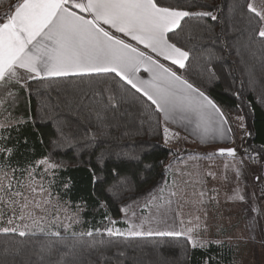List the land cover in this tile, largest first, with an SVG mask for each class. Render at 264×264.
<instances>
[{
    "label": "snow or ice",
    "instance_id": "obj_1",
    "mask_svg": "<svg viewBox=\"0 0 264 264\" xmlns=\"http://www.w3.org/2000/svg\"><path fill=\"white\" fill-rule=\"evenodd\" d=\"M205 6L211 7V5H199L196 0L190 4L176 3L167 6H163L158 0H0V8L4 9L0 11V106H3L4 112L9 113L7 119L11 120L10 110H14L20 100L19 91L28 88L30 80L69 76H79L82 79L87 76L92 79L91 74L102 76L115 73L119 81L97 80L95 84L90 83L89 89H95L91 97L88 96L87 91L80 89L77 92L78 99L77 96L66 95L63 100L57 99L52 108L56 109L64 104L71 110L72 105L75 104L77 108L84 107L95 115L96 128L107 131L123 126L126 129L123 135H139V131L129 130L132 128L131 124L120 123L126 116L137 118L127 109L120 111L123 105H131L136 99L134 95L129 99L127 89L121 83L126 82V85L141 93L151 106H155L156 114L163 115L165 124L163 137L166 145L170 140L168 122L185 126L193 125V131L199 133L202 142L219 138L234 143L235 138L230 135L233 129L221 108L200 87L178 74L181 69L187 70L186 62L190 61L191 49L185 50L188 40H203L206 34L198 25H191L189 22L203 18H211L213 21L218 19L211 11L190 10ZM247 8L259 18L258 36L264 38V9L258 11L253 3H248ZM186 25H188L187 32ZM111 29L125 37H130L136 45H143L145 49L156 54L157 58L114 34ZM185 32L186 34L181 36V33ZM159 57L171 61V64L177 65L178 69L174 71L161 63ZM212 57L213 53L210 51L209 62ZM141 68L150 74L149 79H142L137 75ZM207 71L214 75L211 68ZM9 89H17V91L13 92ZM105 93H108L106 100ZM85 98L89 99V104H84ZM152 117L153 113L142 111L139 115L140 126L143 127L145 123L150 124ZM243 120V117H236L238 128L245 131V136L251 137L252 133L246 131ZM25 123L27 121L22 119H16L15 123L11 124L0 123V224L6 225L0 227V232L17 233L20 237L34 234L33 229L44 232V227L41 226L44 217L38 216L37 212L47 211L46 206L53 199L52 188L57 184L56 173L63 166L62 161L52 160L51 154L39 161L26 159L19 168L13 166L14 161L17 165L20 163L16 157L23 154L21 149L27 151L29 148L27 137H24L21 143L20 130ZM65 127H70L66 120L58 122L59 135L55 140L49 141L50 144L57 148H75L78 151L95 147L86 139L87 133L93 131L91 124L87 128L85 137L80 139H76L71 131L66 133ZM13 130L16 131V136L11 135ZM4 132L8 135H3ZM178 136V132L172 133V137ZM93 138H95L94 133ZM216 154L233 158V163L226 165V168L232 167L234 179L239 181L247 167L244 157L253 164L264 161V145H260L259 148L251 146L242 148L241 153H238L235 147H218L214 153L207 155L211 157ZM238 155L240 159L237 160ZM104 160L105 152L102 151L97 156V161L101 165L100 171H103ZM160 163L165 172L173 167L171 160L167 164L164 161ZM151 167L152 165H146V169ZM260 167L264 169V163ZM40 169H43L42 173ZM185 174L183 170H178L173 174L170 185L165 180L162 185L153 189V192L158 191L161 194L166 188L169 189V199L163 201V196L159 197L163 203L157 205L158 210L170 207L171 197L187 195L186 188L190 181L182 179ZM187 175L192 174L187 173ZM206 175L215 178L214 173L208 172ZM38 176L39 181H37ZM93 177L94 183L103 182V178L95 172ZM111 177L114 182L106 189L111 196H119L129 189L131 181L127 175H121L117 169H112ZM255 179L261 180L264 177L257 175ZM60 183H64L67 192L68 183L63 181ZM149 195L152 196L153 201L158 199L152 193ZM197 195L202 198L205 193L201 191ZM230 199L243 201L245 197L234 192ZM64 203L66 206L68 202ZM135 203L133 201V204ZM199 203L202 204L203 200L201 199ZM98 204L100 208L107 206L103 201H98ZM133 204L125 205L122 211L127 212ZM79 211L77 206V211L71 217V223L64 225L66 230L72 226V223L80 222ZM252 211L258 212L259 209L253 206ZM204 214L207 216V212ZM105 218L108 219L109 224L113 226L116 224V221L111 220L110 217ZM153 219L152 217L143 219L139 224L129 222L125 230L108 227L105 231L109 236L183 238L192 249H207L209 245H216L221 249L227 248L232 251L235 245L237 254L243 239L223 236L219 229L215 233L219 238L211 239L209 226L206 223L201 224L199 216L189 220L187 226L181 219L179 229L164 231L152 229ZM146 224L149 225L147 230H145ZM100 231L97 228L80 235L92 237L94 232ZM54 235L61 234L56 232ZM260 244L264 248V239L260 240ZM65 247L73 246L65 245ZM90 247L95 248V244ZM100 255L104 254L100 253ZM202 264H213V257L208 256ZM215 264H220V260L216 259ZM231 264L237 262L233 259Z\"/></svg>",
    "mask_w": 264,
    "mask_h": 264
},
{
    "label": "trees",
    "instance_id": "obj_2",
    "mask_svg": "<svg viewBox=\"0 0 264 264\" xmlns=\"http://www.w3.org/2000/svg\"><path fill=\"white\" fill-rule=\"evenodd\" d=\"M163 6L168 4H190L193 0H158ZM199 5L190 10L211 11L218 17L191 20V25H198L205 31L203 40L189 39L185 50L191 49L190 61L186 62L187 70L178 72L190 82L200 87L211 97L227 115L231 127L240 138L242 148L251 146L259 148L264 145V38L258 36V17L251 13L247 4L251 0H196ZM0 8V11H3ZM251 21V23H250ZM188 25L185 26L187 32ZM185 33H181L184 36ZM213 57L209 62V52ZM177 70L178 67L174 66ZM211 68L214 75L207 69ZM89 79L79 76L37 78L28 82V88L20 90V100L14 110H10L12 119H7L9 113L0 106V123H15L16 119L27 121L21 127V143L27 137L29 148L21 149L22 155H17L19 168L25 160L39 161L51 154L52 160L63 162L57 171V184L52 193L61 201H67L72 209H80V222L67 230L63 226L53 227V233H34L20 237L17 233L0 232V264H202L208 256L220 264H231L239 260L235 245L232 251L209 245L207 249H192L183 238L173 237H128L109 236L106 228L112 227L108 219L116 221V226L123 225V207L130 202L155 193L153 189L162 185L169 177L161 161L168 163L171 157L178 158L179 152L166 146L163 137L164 123L162 114H156L150 102L132 89L126 82H121L127 89L129 99L134 95L135 101L125 104L120 111L127 109L136 116L132 119L126 116L121 125L131 124L132 132L139 135L125 136L123 126L119 129L103 130L96 128L93 113L86 108H77L75 104L69 110L64 104L56 109L52 105L57 99L63 100L66 95L77 96L80 89L88 92L91 97L95 89L88 85L97 80L106 82L119 81L115 73L102 76L91 74ZM17 91V89H9ZM108 93H105V100ZM119 97V90L117 89ZM79 97L77 96V99ZM84 104H89L85 98ZM147 110L153 113L151 123L140 126L139 115ZM243 117L247 132L238 128L236 117ZM67 121L70 127L64 131L71 133L76 139L85 137L89 124L92 133H87L86 139L94 148L78 151L75 148H57L49 143L59 135V121ZM159 121V123H158ZM93 133L95 138H93ZM3 135H8L4 132ZM12 136H16L13 130ZM105 152L103 171L97 161L100 152ZM119 153V155H117ZM178 154V155H176ZM138 157L139 159H132ZM259 166L264 161H257ZM146 165H152L146 169ZM261 168V167H260ZM117 169L121 175H127L131 184L128 190L119 196H111L106 189L114 182L111 170ZM41 171V170H39ZM93 172L103 178V182H95ZM262 177L263 169L261 168ZM17 175L19 173L17 172ZM63 181L68 183L69 190L65 192ZM263 192H264V179ZM98 201L106 203L100 208ZM6 225L0 224V227ZM100 229L92 237L80 235L90 230ZM59 232L60 236L54 233ZM75 233L76 235H73ZM102 241V243H100ZM95 244V248L90 245ZM71 245L73 247H65ZM7 248V251H5ZM19 249V251H16ZM187 250V257H185ZM100 253L104 255L101 256Z\"/></svg>",
    "mask_w": 264,
    "mask_h": 264
},
{
    "label": "rangeland",
    "instance_id": "obj_3",
    "mask_svg": "<svg viewBox=\"0 0 264 264\" xmlns=\"http://www.w3.org/2000/svg\"><path fill=\"white\" fill-rule=\"evenodd\" d=\"M250 3H253L258 11L264 9V0H251ZM167 127L170 129V140L166 146L175 147V151L179 152L178 158H170L173 167L169 169L167 181L170 185L173 174L178 170H183L186 174L182 179L190 181L186 188L187 195L171 197L170 207L161 208L160 210H158L157 205L169 199L168 188L165 189L163 194L158 191L155 192L153 195L158 198L155 201H153L152 196L134 200L136 203L130 202L129 204H133V206L127 212L123 211L124 216L121 222L124 224L112 227L125 230L128 228L129 222L139 224L141 220L152 217L154 218L151 224L153 230H172L179 229L181 219L185 221V226H187L189 220H194L195 217L199 216V222L201 224L206 223L209 226L212 234L211 239L219 238L215 235L218 229L223 236H231L234 239L243 238L239 244L237 264H241V262L242 264H264V248L260 244V240L264 239V231H262L264 230V197H262L264 192L262 179H255L257 175L262 177L258 162L253 164L251 160L244 157L247 161V167H245L243 175L237 181L234 179V169L232 167L226 168V165L233 163L232 157L218 154L208 157L207 155L208 153H214L215 149L221 146L216 144L207 147L196 146L197 144L189 143L184 139L183 135L175 131L173 127L168 124ZM173 132H178L179 136L172 137ZM234 138L235 142H232V147L237 148V152L241 153L240 138L235 133ZM174 140H178L179 143ZM194 145L196 147H193ZM185 147H192L193 149L189 150ZM236 159H240V156L238 155ZM185 164L187 167H185ZM40 170L42 173L43 169ZM208 172L214 173L215 178L206 175ZM187 173L192 175L189 176ZM37 181H39V176ZM201 191L205 193L202 198L197 195ZM234 192L244 195L245 199L243 201L230 199ZM161 195L163 201L159 199ZM201 199L203 200L202 204L199 203ZM57 200H59V206H57ZM253 206L259 211H252ZM46 207L47 211L37 212L38 216L44 217L41 223V226L44 227L43 233H49L50 231L53 233V227H64V225L71 223V217L77 211V209H72L69 204L65 206V203L54 194L51 203ZM205 212H207V216H205ZM133 213H135V216H133ZM78 219L80 221V211ZM76 224L78 223H72L71 227ZM148 227L149 225L146 224L145 230ZM33 233L41 232L33 229ZM249 237H254V239H249Z\"/></svg>",
    "mask_w": 264,
    "mask_h": 264
},
{
    "label": "crops",
    "instance_id": "obj_4",
    "mask_svg": "<svg viewBox=\"0 0 264 264\" xmlns=\"http://www.w3.org/2000/svg\"><path fill=\"white\" fill-rule=\"evenodd\" d=\"M105 27H107V26H105ZM111 31H112L114 34H116V35H118V36H121V38L126 39L128 42L134 44L135 46H138V47L140 48L141 51H145L147 54L152 55L154 58H157V57H156V54L151 53L150 50L145 49L143 45H136V42H135V41H132L130 37H125L123 34L116 33L114 29H111ZM159 59H160V62H161V63H164L166 66H169V67H171L174 71H176V69L174 68V66L178 67L177 65H172V64H171V61H166V60H164L162 57H159ZM178 74H180V73L178 72ZM137 75H138L140 78H142V79H149V76H150V74L147 73V72L144 70V68H141L140 71L137 73ZM180 75H181V74H180ZM30 81H31V80H30ZM28 82H29V81H28ZM210 98H211V97H210ZM215 103H216V102H215ZM216 104H217V103H216ZM217 105H218V104H217ZM218 106H219V105H218ZM219 107H220V106H219ZM220 108H221V107H220ZM221 110L223 111L222 108H221ZM223 112H224V111H223ZM224 114H225V112H224ZM225 116H226V114H225ZM226 117H227V116H226ZM162 119H163V115H162ZM227 119H228V117H227ZM167 124H168L170 127H173L175 131H178L181 135H183L182 137H184V139H186L189 143H195V144H197L196 146H198V145H202V146H206V147H207V146H213V145L216 144V145L221 146V147H232V141H230V140H221V139H219V138H216V139H208V140L202 142L199 133L193 131V127H194L193 125H187V126H185V125H182V124L172 123V122H168ZM228 124L231 126L229 119H228ZM230 135H233V136H234V132H232ZM180 139H182V138L180 137ZM178 140H179V139H178ZM178 140H174V141L179 143ZM196 146L194 145L193 147H196ZM171 148L174 149L175 147H174V148L171 147ZM185 149H189V150L191 149V150H192L193 148H192V147H190V148H189V147H185ZM174 150H175V149H174Z\"/></svg>",
    "mask_w": 264,
    "mask_h": 264
},
{
    "label": "water",
    "instance_id": "obj_5",
    "mask_svg": "<svg viewBox=\"0 0 264 264\" xmlns=\"http://www.w3.org/2000/svg\"><path fill=\"white\" fill-rule=\"evenodd\" d=\"M263 175H264V169H263Z\"/></svg>",
    "mask_w": 264,
    "mask_h": 264
}]
</instances>
